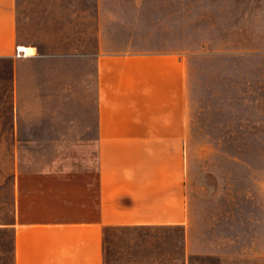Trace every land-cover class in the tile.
Returning a JSON list of instances; mask_svg holds the SVG:
<instances>
[{"label": "crops", "instance_id": "1", "mask_svg": "<svg viewBox=\"0 0 264 264\" xmlns=\"http://www.w3.org/2000/svg\"><path fill=\"white\" fill-rule=\"evenodd\" d=\"M90 1L67 28L30 39L21 18L41 3L0 0L16 140L0 254L8 248L12 264H105L117 227H184L191 237L186 62L176 46L107 40L113 19ZM21 46L34 52L18 56Z\"/></svg>", "mask_w": 264, "mask_h": 264}, {"label": "rangeland", "instance_id": "2", "mask_svg": "<svg viewBox=\"0 0 264 264\" xmlns=\"http://www.w3.org/2000/svg\"><path fill=\"white\" fill-rule=\"evenodd\" d=\"M37 2L42 11L27 8L21 18L30 39L42 31L54 36L94 3H28ZM101 5L102 17L114 22L107 40L133 36L144 46L179 48L188 73L192 180L190 238L184 227L113 228L105 237V264H264V0ZM12 131L11 62L0 60V218L12 216ZM0 264H12L8 248Z\"/></svg>", "mask_w": 264, "mask_h": 264}, {"label": "bare ground", "instance_id": "3", "mask_svg": "<svg viewBox=\"0 0 264 264\" xmlns=\"http://www.w3.org/2000/svg\"><path fill=\"white\" fill-rule=\"evenodd\" d=\"M19 49H20V47H19ZM23 53H25V55L27 54H31V53H33L34 51V49H32V48H30V47H27V46H21V49H20Z\"/></svg>", "mask_w": 264, "mask_h": 264}, {"label": "built area", "instance_id": "4", "mask_svg": "<svg viewBox=\"0 0 264 264\" xmlns=\"http://www.w3.org/2000/svg\"><path fill=\"white\" fill-rule=\"evenodd\" d=\"M25 53H23L19 48H17V55L18 56H21V55H24Z\"/></svg>", "mask_w": 264, "mask_h": 264}]
</instances>
